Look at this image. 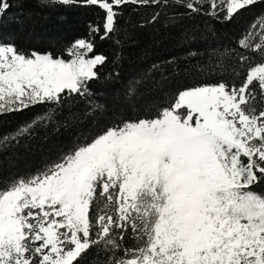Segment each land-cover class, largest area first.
Returning <instances> with one entry per match:
<instances>
[{
	"label": "snow or ice",
	"instance_id": "snow-or-ice-1",
	"mask_svg": "<svg viewBox=\"0 0 264 264\" xmlns=\"http://www.w3.org/2000/svg\"><path fill=\"white\" fill-rule=\"evenodd\" d=\"M36 2L98 8L102 40L129 5L179 6L225 22L262 11L240 51L192 66L195 82L149 105L145 118L78 138L35 173L0 177V264H264V0ZM9 7L0 0V15ZM100 33V23H89V38L59 56L0 42V119L52 109L0 142L51 122L66 99L90 95L107 61L91 55Z\"/></svg>",
	"mask_w": 264,
	"mask_h": 264
},
{
	"label": "trees",
	"instance_id": "trees-1",
	"mask_svg": "<svg viewBox=\"0 0 264 264\" xmlns=\"http://www.w3.org/2000/svg\"><path fill=\"white\" fill-rule=\"evenodd\" d=\"M8 2L10 7L0 15V42L14 43L28 53L35 50L59 56L75 40L89 38V23H100L101 33L94 37L91 55H104L107 61L98 66L100 79L88 85L90 95L66 99L55 108L51 122L34 126L28 135L0 142V177L5 179L35 173L78 138L124 120L145 118L149 105L162 103L168 93L195 82L198 77L189 71L192 66L209 64L213 54L240 51L239 39L258 22L262 11L261 7L243 11L225 22L179 6L129 5L117 18V32L102 40L103 13L96 7L46 8L36 0ZM153 16L157 18L153 20ZM63 58H68L66 53ZM233 60L234 55H225L226 63ZM246 69L247 64L242 71ZM130 88H135V95H129ZM95 104L103 108L93 111ZM45 112L51 114L52 109L40 105L0 119V137L15 134L20 126ZM104 258L101 252L100 260Z\"/></svg>",
	"mask_w": 264,
	"mask_h": 264
}]
</instances>
